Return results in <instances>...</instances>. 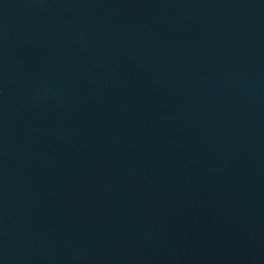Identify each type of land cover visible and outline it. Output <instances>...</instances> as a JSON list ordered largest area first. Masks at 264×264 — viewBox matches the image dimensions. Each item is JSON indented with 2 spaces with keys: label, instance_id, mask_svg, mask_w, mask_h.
Instances as JSON below:
<instances>
[{
  "label": "water",
  "instance_id": "water-1",
  "mask_svg": "<svg viewBox=\"0 0 264 264\" xmlns=\"http://www.w3.org/2000/svg\"><path fill=\"white\" fill-rule=\"evenodd\" d=\"M0 264H264V0H0Z\"/></svg>",
  "mask_w": 264,
  "mask_h": 264
}]
</instances>
